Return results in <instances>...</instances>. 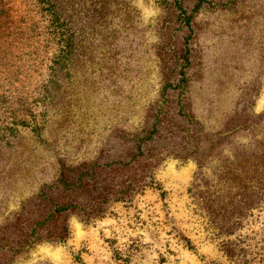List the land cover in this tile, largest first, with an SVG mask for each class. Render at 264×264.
Segmentation results:
<instances>
[{
  "label": "rangeland",
  "instance_id": "374dc122",
  "mask_svg": "<svg viewBox=\"0 0 264 264\" xmlns=\"http://www.w3.org/2000/svg\"><path fill=\"white\" fill-rule=\"evenodd\" d=\"M26 1L0 0V88L13 97L33 95L49 73L50 61L44 52L30 54L32 40L21 39L8 18L26 13ZM128 1L133 9L128 37L115 23L114 44L103 48L99 39L97 55L85 61L79 73H71L68 117L53 123L57 115L50 116L40 136L19 128L23 139L2 153L3 217L18 210L21 201L36 191L50 163L64 160L79 165L120 155L125 145L119 133L147 128L148 111L162 100L165 79L176 68L165 60L173 58L174 49L186 41L191 50L186 69L190 104L205 126L201 150L213 156L205 161V179L213 181L219 165L232 158L227 144L212 150L231 110L252 99L249 110L263 112L264 0H206L195 13L191 30L177 19L180 11L172 0ZM197 1L184 0V7L191 11ZM7 8L9 12L1 13ZM86 46L90 47L89 40ZM168 63L173 67H165ZM168 92L177 99V93ZM4 108L0 106V119L6 114ZM186 121H180V128L188 126ZM248 141L243 137L238 143ZM193 144L176 140L178 148ZM24 145H36L38 151L32 153L29 170L21 174L18 163ZM199 170L193 157L184 161L168 157L155 172L165 194L148 188L128 202H113L112 213L92 224L72 216L67 243L36 245L14 264H264L263 192L254 187L246 189L248 195L233 191L226 198L233 220L238 215L241 219L231 221L225 232L212 220L202 198L190 192ZM225 246L231 249L228 254Z\"/></svg>",
  "mask_w": 264,
  "mask_h": 264
},
{
  "label": "trees",
  "instance_id": "16d2710c",
  "mask_svg": "<svg viewBox=\"0 0 264 264\" xmlns=\"http://www.w3.org/2000/svg\"><path fill=\"white\" fill-rule=\"evenodd\" d=\"M172 1L180 11L177 19H182L191 30L192 19L206 0H198L191 11L185 8L184 0ZM26 4L29 6L26 13L18 19L8 18H12V25L21 39L32 40L29 44L34 50L30 54L39 50L44 52L50 61L49 73L30 97H13L2 93L0 88V106L6 111L0 119V161L3 152L13 150L17 141L23 139L19 128L40 136L44 123L52 120L54 115L57 117L53 123L59 120L58 117L63 120L68 117L71 73H79L85 61L97 55L99 39L103 48L114 44L118 33L115 23L124 33L128 32L133 14L128 0H27ZM7 12L8 8L1 11ZM125 37H128L127 33ZM87 40L90 47L86 46ZM187 43L174 49L173 58L165 60L174 63L176 68L165 79L162 100L148 111L144 121L147 128L139 133H119L121 143L125 145L120 155H106L100 161L79 165H69L64 160L58 164L50 163L42 172V184L21 201L18 210L3 217L0 209V264H14L42 243H67L72 233L69 223L72 216L92 224L112 213L113 202H128L148 188L163 191L155 172L168 157L183 161L193 157L198 161L200 170L190 192L202 198L212 220L225 232H229L231 221L238 223L241 219L238 215L233 220L235 216L227 209L228 203H224L233 191L248 195L246 189L258 187L264 196V110L258 114L249 110L253 104L249 96L245 100L250 101L243 107L231 110L219 132L217 145L212 148L216 151L222 144H227L232 158H225L224 164L219 165L213 181L205 179V161L212 155L201 150L200 140L206 137L203 134L205 126L190 104V80L186 69L191 64V50ZM166 66L173 67V64ZM177 68L180 71L176 72ZM168 90L177 93V99ZM182 119L187 120V127L180 128ZM243 137L249 141L238 143ZM178 138L187 143L192 140L194 144L178 148ZM37 148L36 145L32 148L24 145V154L18 163L21 174L29 170L35 155L32 153L38 151ZM230 250L225 246L227 254Z\"/></svg>",
  "mask_w": 264,
  "mask_h": 264
}]
</instances>
